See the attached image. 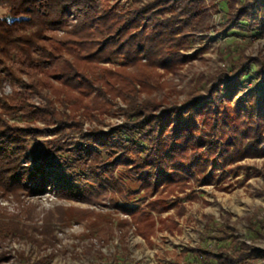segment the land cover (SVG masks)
Returning a JSON list of instances; mask_svg holds the SVG:
<instances>
[{"label": "rangeland", "instance_id": "374dc122", "mask_svg": "<svg viewBox=\"0 0 264 264\" xmlns=\"http://www.w3.org/2000/svg\"><path fill=\"white\" fill-rule=\"evenodd\" d=\"M201 1L195 33L166 8L139 22L136 29L151 32L153 55L129 65L113 55L87 67L89 84L99 82L98 90L75 75L63 82L52 67L28 69L12 53L13 68L26 83L36 80L41 96L5 83L2 94L11 105L5 118L32 128L23 146L36 153V164L63 148L66 171L82 174L100 162L76 154L77 142L102 134L110 143L95 155L116 164L104 179L78 185L77 200L58 197L52 187L0 191V224L17 221L27 233L2 235L0 264H41V257L43 264L264 263V0ZM107 4L126 18L134 0ZM6 12L0 5V17ZM243 15L249 22L235 23ZM63 35L49 30L46 39ZM116 72L121 77H113ZM18 92L25 96L20 104L11 99ZM196 96L187 127L167 137L178 123L167 113L183 107L187 113ZM147 114L161 119L160 150L173 159L157 172L156 184L139 174L146 149L116 136L120 125ZM181 133L186 140L177 146ZM32 159L27 153L21 167H32ZM133 218L142 228L153 223L147 238L136 234ZM31 235L51 237V244H35ZM242 250L248 255L240 256Z\"/></svg>", "mask_w": 264, "mask_h": 264}, {"label": "trees", "instance_id": "16d2710c", "mask_svg": "<svg viewBox=\"0 0 264 264\" xmlns=\"http://www.w3.org/2000/svg\"><path fill=\"white\" fill-rule=\"evenodd\" d=\"M240 1L245 4V0ZM201 2L203 1L134 0V5L126 11V16H128L125 18L123 14L115 11L112 5L107 4V0H0V5L7 9L6 14L0 17V191L12 194L17 193L18 190L40 193L52 187L58 197L77 200L79 198L76 191L78 185L87 184L86 180L95 179V176L104 179L116 164L115 158L108 161L99 160L100 157L95 155V151L103 153V150L100 149L101 144L110 143L106 141L107 134H102L100 137L94 136L95 138L85 135L82 143L77 142L76 154L81 153L85 159L90 158L100 162L95 165V168L89 166L82 174L77 175L66 171L68 170L67 162L61 158L64 154L63 148L57 153H53V158L44 156V161L36 164L38 158L36 153L23 146L24 140L30 136L28 131L32 128L24 129L11 125L5 118L11 108L9 98L2 94L5 83L18 86L19 89L27 90L28 93L35 91L41 96V92H37L39 88L36 80L33 79L26 83L20 76L22 73L13 68L11 63L13 52L22 57L19 64L28 69H41L42 67V70H46L52 67L54 76L61 81L71 80L75 75L74 78L78 81L84 79L87 89L93 87L98 90L101 89L99 82H96L95 85L89 84L86 77L87 67L95 65L98 61H106L113 55L120 54L123 57V62L127 65L134 57L138 59L140 56H144L149 59L153 55L151 32L144 33L142 27L136 29L139 22L143 24L145 20L148 21L147 18L151 13H158L166 8L183 16L185 21L182 22H188L186 27L195 33L197 32V5ZM172 18H176V16ZM249 19L243 15L236 19L235 23L247 24ZM169 20L167 19V21ZM132 29L135 30L128 33ZM49 30H62L64 35L46 39ZM59 61L61 66L55 68L54 65H58ZM62 65L66 69L61 68ZM113 75V77H121L119 72L113 73ZM247 75V72L242 73L241 78ZM19 92L15 93L16 99L14 96L11 97L18 104L25 97ZM196 98L197 96L188 101L187 107H185L187 113L184 114L186 112L183 110L184 107L170 110L167 113L168 115L172 114L178 122L173 128L174 130L167 133V137H170L173 132H180L181 128L187 127L188 120H185V123L184 119H188L187 115L197 109ZM151 115L147 114L146 119L143 116V118L136 117L131 122H125L117 128L116 136L128 143L136 141V146L146 149L144 153L146 167L139 174L148 175L146 182L156 184L158 181L154 180L158 179L156 178L157 172L161 168H165L167 161L173 162V159L170 157L171 154L160 150L161 143H159L158 135L161 129V119L156 115ZM181 132H187V129H182ZM178 136H180V142L176 145L181 146L186 137L182 133ZM192 143L195 144V140ZM129 150L134 151L132 147ZM27 153L33 157L34 165L22 168L21 159ZM84 192L86 190L81 189L79 194L85 196ZM125 211L130 215L134 213L129 210ZM133 222L137 235L147 238L152 233V222L149 223V227L143 228L137 218H133ZM22 234H27L25 226L20 225L17 221L10 220L0 224V241L4 238L2 235H5L7 239H12ZM28 238L35 244L41 243V246L51 244V237H43L41 241H37L34 235ZM192 251L197 254V248H193ZM207 252L209 255L212 254V251ZM242 252L240 256L248 255L245 250ZM43 262L44 257H41V264ZM261 264H264L263 259Z\"/></svg>", "mask_w": 264, "mask_h": 264}]
</instances>
